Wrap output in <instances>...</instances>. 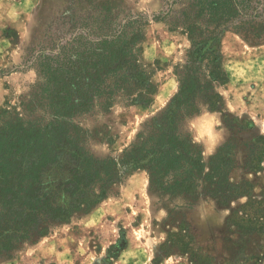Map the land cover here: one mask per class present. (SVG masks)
Wrapping results in <instances>:
<instances>
[{
	"label": "trees",
	"instance_id": "trees-1",
	"mask_svg": "<svg viewBox=\"0 0 264 264\" xmlns=\"http://www.w3.org/2000/svg\"><path fill=\"white\" fill-rule=\"evenodd\" d=\"M164 4L153 18L181 28L190 41L184 62L174 69L178 89L117 155L91 154L85 146L89 134L75 118L96 107L109 110L117 98L126 104H151L157 85L140 61L148 20L142 14L119 18L115 8L100 7L95 22H73L68 34L55 33L50 53L41 52L32 63L37 75L32 90L18 106L1 110L0 254L33 234L45 235L75 213L89 211L127 176L144 170L151 193L182 202L168 212L176 230H168L160 246L165 255L177 250L198 263L212 261L196 244L186 218L175 217L201 198L212 199L221 208L246 198L225 220L223 240L229 245L225 264H247L264 255V191L255 193L264 135L244 144L251 153L244 175L237 179L233 176L240 168L237 145L225 143L205 161L201 146L181 128L201 105L210 111L222 108L216 89L228 82V75L221 65V36L229 28L245 38L261 39L264 0H164Z\"/></svg>",
	"mask_w": 264,
	"mask_h": 264
},
{
	"label": "rangeland",
	"instance_id": "rangeland-1",
	"mask_svg": "<svg viewBox=\"0 0 264 264\" xmlns=\"http://www.w3.org/2000/svg\"><path fill=\"white\" fill-rule=\"evenodd\" d=\"M100 7L115 8L119 18L136 13L148 19L140 61L157 85L147 106L117 98L109 110L96 107L75 118L89 134L88 151L102 158L128 146L178 89L174 69L184 62L190 41L181 28L172 29L153 18L165 8L164 0H0V112L18 106L20 98L32 90L37 79L32 63L41 52L50 53L54 34H68L73 22H95ZM219 49L228 75V82L216 89L222 108L210 111L201 105V111L186 117L181 128L201 146L205 161L221 145H237L240 168L233 176L238 179L251 153L244 144L264 135V36L251 40L227 28ZM262 157L255 193L264 191ZM248 177L254 179L252 174ZM245 200L221 208L212 199L201 198L175 215L177 219L183 215L191 225L196 244L212 258L209 264H225L229 258V245L223 240L225 220L230 209ZM181 203L151 193L146 172L136 170L89 211L75 213L67 222L52 225L45 235L33 234L0 254V264H202L187 253L174 250L165 255L160 249L167 231L176 230L169 222V209ZM247 264H264V255Z\"/></svg>",
	"mask_w": 264,
	"mask_h": 264
},
{
	"label": "crops",
	"instance_id": "crops-1",
	"mask_svg": "<svg viewBox=\"0 0 264 264\" xmlns=\"http://www.w3.org/2000/svg\"><path fill=\"white\" fill-rule=\"evenodd\" d=\"M264 96V94H262ZM261 114L263 115V119H264V110H262Z\"/></svg>",
	"mask_w": 264,
	"mask_h": 264
}]
</instances>
